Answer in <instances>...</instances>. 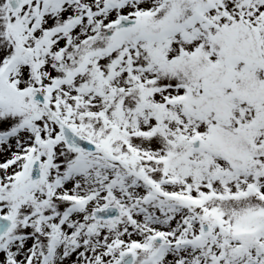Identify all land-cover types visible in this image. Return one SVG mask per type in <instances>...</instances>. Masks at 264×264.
<instances>
[{
    "label": "snow or ice",
    "instance_id": "1",
    "mask_svg": "<svg viewBox=\"0 0 264 264\" xmlns=\"http://www.w3.org/2000/svg\"><path fill=\"white\" fill-rule=\"evenodd\" d=\"M0 264H264V0H0Z\"/></svg>",
    "mask_w": 264,
    "mask_h": 264
}]
</instances>
